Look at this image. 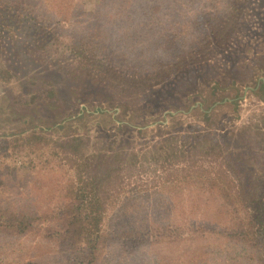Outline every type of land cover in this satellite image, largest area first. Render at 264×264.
Returning <instances> with one entry per match:
<instances>
[{"label": "rangeland", "instance_id": "obj_1", "mask_svg": "<svg viewBox=\"0 0 264 264\" xmlns=\"http://www.w3.org/2000/svg\"><path fill=\"white\" fill-rule=\"evenodd\" d=\"M50 2L67 10V0ZM184 10L186 16L179 12L175 19L182 33L168 54L171 71L140 83L141 76L134 79L128 71L109 81L93 63L81 69L82 60L61 46L66 39L55 30L52 41L59 40L60 49L50 45L36 54L32 31H17L15 42L13 28L3 33L9 37L0 51V208L37 219L31 233L1 238L0 264H63L45 229L56 227L50 217L69 182L89 180L85 161L91 158L96 168L93 156L99 154L124 160L121 178L105 191L102 227L134 229L144 246L138 256L128 251L130 243L108 247L103 263L135 264L144 254L158 264L248 263L235 258L242 243L219 235L231 227L234 212L220 190L227 182L253 181L264 211V0H243L235 16L224 9L215 16L201 5ZM227 22L230 37L217 44L214 28ZM206 36L211 49L199 55ZM145 52L130 48L127 56L140 60ZM182 57L190 59L184 69ZM107 65L114 75L116 64ZM72 136L87 148L67 142ZM123 193L139 201L115 218L112 210ZM245 211L248 222L259 214ZM259 219L246 229L264 243ZM245 248L246 257H254Z\"/></svg>", "mask_w": 264, "mask_h": 264}, {"label": "trees", "instance_id": "obj_2", "mask_svg": "<svg viewBox=\"0 0 264 264\" xmlns=\"http://www.w3.org/2000/svg\"><path fill=\"white\" fill-rule=\"evenodd\" d=\"M50 1L0 0V51L9 37L4 36L3 33L10 28H13L14 31L11 36L13 41L16 40L17 31L33 32L35 40L31 41V44L35 54L34 51L42 49V47L58 45L59 40L52 41L55 30L58 35L66 39L61 46L68 47L82 60V63L79 64L81 69H85L93 63V67L103 68L108 80L113 77L115 81H118L117 74L125 75L128 71L130 75L135 76L134 79L139 78L138 75L141 76L138 80L140 83L157 77L155 74L157 72L169 73L171 71L172 65L169 63L168 54L173 53L172 46L179 41L178 37L182 33L175 28L177 27L175 19L180 18L179 12H181V16H186L185 7L201 5L206 10L209 9L208 11L213 12L215 16L216 13L224 9L232 11V15L235 16L240 12L238 7L243 0H102L100 4L91 7L86 3V0H67L65 3L67 10L63 9V12L59 11V2L54 8H51ZM167 24L171 25L170 28L167 27ZM220 27L214 28L217 44H223L230 37V33L227 31L228 22L226 26ZM207 37L204 39L207 41L200 44L204 50L197 54L207 53L211 49V43ZM59 46H56L57 50L60 49ZM135 47L146 51L140 60L127 56V50ZM187 47L194 50L197 45L193 47L188 44ZM182 58L184 60H180L179 63L183 65L181 69H184L189 65L185 63L190 59ZM108 60L117 66L115 68L117 71L112 72L114 75L105 68L108 66ZM24 61L21 62L22 65ZM123 64L125 65L123 66ZM23 72L25 73V71ZM58 87L62 88L60 85ZM35 136H30V139L33 138L34 141H37L38 137ZM80 140L78 137L67 142L86 146ZM257 146H259V150L262 147L260 144ZM187 152L186 154L189 153ZM97 156H93L96 159V168H93V160L89 157L85 161L88 162L86 163L87 167L84 164L91 174L90 179L84 181L81 178L78 182L71 180L66 187L65 194L61 196V202L55 208L53 216L50 217L57 222L56 227L45 229V240L57 246L55 251L65 259L63 264H106L103 263L105 250L108 247H118L124 243H130L128 251L135 256H138L144 248L139 243L140 233L134 229L124 228L119 231H110L102 227L104 221L102 218L104 213L101 212L102 204L108 199H106L107 192L105 191L109 185H114L113 182L117 183L116 177L121 178V164L124 160L117 161L115 154H99ZM188 157H192V154L189 153ZM237 182L239 184H235L233 181L227 182L220 190L226 203H232L234 212L231 227L228 230H222L219 235L233 242H240L245 247L254 250L255 255L252 258L246 257L248 253H246L247 248L245 247L238 252L235 250V258L244 257V261L247 260L249 264H264V243L257 241L259 239L258 232L252 231L257 235L254 237L246 229V226L252 227L259 224L261 221L259 218H262L264 222L262 202L256 195L260 191V186H255L253 181L247 182L244 179H239ZM234 191H236L235 195ZM161 199L166 200L165 197ZM137 200L139 201V198L128 197L123 193L116 198L118 205L116 204L112 210V216L116 218L127 210L128 204L136 203ZM245 207L249 212L259 213L253 216L250 222H248L250 216L245 211ZM241 212L246 213L248 220L241 216ZM36 219L32 214L0 208V241L1 238L19 237L31 233L35 229ZM147 231L145 230V232ZM142 256L135 264H147L148 261L149 264H158L154 257L151 258L145 254ZM28 264L41 263L34 261Z\"/></svg>", "mask_w": 264, "mask_h": 264}, {"label": "flooded vegetation", "instance_id": "obj_3", "mask_svg": "<svg viewBox=\"0 0 264 264\" xmlns=\"http://www.w3.org/2000/svg\"><path fill=\"white\" fill-rule=\"evenodd\" d=\"M263 87H264V85H261V88H263ZM97 111H98V110H97ZM69 126H70V125H69ZM71 126H74V124H71ZM244 134H246V132H245ZM247 134H248V133H247ZM253 135H254V134H252V136H251V134H249V136H248L249 141H250V140H251V141L253 140V138H252ZM72 138H78V137H73V136H72ZM233 141H235V139H233ZM247 143H249V146L252 145V143H250V142H247ZM246 145H247V144H246ZM249 146H248V147H249ZM254 146H255V145H254ZM248 147H247V148H248ZM252 148H253V147H252ZM255 148H256V146L254 147V149H255ZM115 155H116V154H115Z\"/></svg>", "mask_w": 264, "mask_h": 264}]
</instances>
